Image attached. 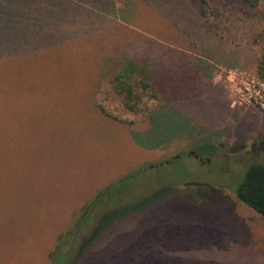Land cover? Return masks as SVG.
Listing matches in <instances>:
<instances>
[{
	"label": "rangeland",
	"instance_id": "obj_1",
	"mask_svg": "<svg viewBox=\"0 0 264 264\" xmlns=\"http://www.w3.org/2000/svg\"><path fill=\"white\" fill-rule=\"evenodd\" d=\"M203 2L55 1L53 45L0 64V264H48L72 216L140 166L157 179L113 205L151 201L74 264H264V220L232 194L264 162V0ZM128 73L157 97L136 113L110 86ZM193 182L219 192L196 205Z\"/></svg>",
	"mask_w": 264,
	"mask_h": 264
},
{
	"label": "trees",
	"instance_id": "obj_2",
	"mask_svg": "<svg viewBox=\"0 0 264 264\" xmlns=\"http://www.w3.org/2000/svg\"><path fill=\"white\" fill-rule=\"evenodd\" d=\"M55 1L65 2V0H0V64H5L6 61L15 58L20 59L32 53L36 54L45 44L53 45L55 41L54 33L52 28L47 26L55 16L51 7ZM251 1L254 2V0ZM203 4V0H200L201 8ZM41 7H48L49 9L46 18L40 12ZM60 38L62 37L59 36ZM32 40L39 49H34L32 53H29L26 46ZM262 59L263 57H261V63ZM259 71L260 78L264 81V75L262 74L264 66L262 64ZM131 75L132 73L113 75L110 86L121 107L127 112L136 113L139 111L138 106L142 102L143 92L148 91L149 93H146L152 100L157 101V97L155 91L145 79L133 83L129 78ZM99 110L106 114L101 107ZM147 110L152 111V109L146 107ZM195 151L196 155L204 153L199 150V146L196 147ZM172 163L173 161L167 163L165 167L167 171L164 172V176H168V174L173 176V182L177 183L175 181H180V170L168 171L170 166L173 165ZM141 175H145L148 180L152 177V179L158 177L155 168L140 166L97 190L93 197L72 216L68 226L55 240L46 255L48 264H74L89 250L93 243L104 234L110 233L107 226L110 222L114 225L118 223L115 219L121 213L145 207L151 201L148 198L152 197L150 195L153 192L140 195L129 203L117 202L113 205L114 201H119L128 193L131 194L135 191L129 185L134 183V186ZM240 178V181L239 179L236 181L239 182L234 191L232 186L234 199L264 220V162L251 163ZM126 184L128 185L125 186ZM192 184L194 187L190 189L189 196L196 205L209 191L219 192L216 187L208 186L206 183L193 182ZM124 187H126L125 191Z\"/></svg>",
	"mask_w": 264,
	"mask_h": 264
},
{
	"label": "flooded vegetation",
	"instance_id": "obj_3",
	"mask_svg": "<svg viewBox=\"0 0 264 264\" xmlns=\"http://www.w3.org/2000/svg\"><path fill=\"white\" fill-rule=\"evenodd\" d=\"M194 157H196V156H194Z\"/></svg>",
	"mask_w": 264,
	"mask_h": 264
}]
</instances>
